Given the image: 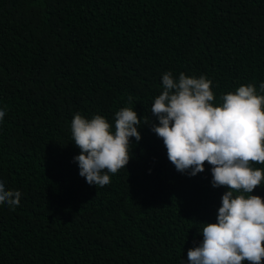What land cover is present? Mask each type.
Segmentation results:
<instances>
[{"label": "trees", "instance_id": "obj_1", "mask_svg": "<svg viewBox=\"0 0 264 264\" xmlns=\"http://www.w3.org/2000/svg\"><path fill=\"white\" fill-rule=\"evenodd\" d=\"M169 71L210 79L216 103L241 84L264 95V0H0V180L21 193L0 205V264H187L227 189L206 161L176 171L151 131ZM122 107L141 139L109 185H89L72 118L114 123Z\"/></svg>", "mask_w": 264, "mask_h": 264}, {"label": "clouds", "instance_id": "obj_2", "mask_svg": "<svg viewBox=\"0 0 264 264\" xmlns=\"http://www.w3.org/2000/svg\"><path fill=\"white\" fill-rule=\"evenodd\" d=\"M259 91L264 93V82ZM215 101L210 79L183 72L175 79L169 71L162 74V91L150 109L158 120L151 131L163 140L176 171L195 176L206 161L212 187L227 189L215 223H202V242L188 249L187 264H264V199L251 195L264 185V169L253 166L264 165V95L248 83ZM4 116L0 109V122ZM141 123L130 107L116 111L114 123L100 114L90 119L74 114L71 141L79 155L73 160L86 183L104 187L125 170L132 158L131 138L141 139ZM20 197L0 180V205L14 210Z\"/></svg>", "mask_w": 264, "mask_h": 264}]
</instances>
